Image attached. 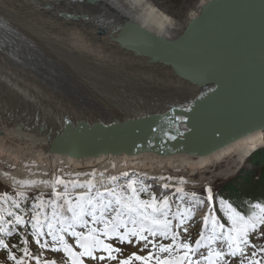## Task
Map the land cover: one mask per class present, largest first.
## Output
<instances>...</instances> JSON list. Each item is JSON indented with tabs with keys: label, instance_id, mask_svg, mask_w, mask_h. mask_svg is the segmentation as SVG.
I'll return each instance as SVG.
<instances>
[{
	"label": "bare ground",
	"instance_id": "obj_1",
	"mask_svg": "<svg viewBox=\"0 0 264 264\" xmlns=\"http://www.w3.org/2000/svg\"><path fill=\"white\" fill-rule=\"evenodd\" d=\"M98 1L90 4L88 0L83 3L0 0V34L3 35L0 41V181L3 184L44 192V185L53 186V178L67 174L72 179L67 180V188L82 195L88 192L87 188H74L71 182L86 184L91 180L94 189L105 191L124 183L132 172L146 179H155L157 176L153 173L163 175L170 170L188 171L194 176L203 166L215 167L235 156L234 163L240 165L253 152L264 148V135L257 133L200 158L153 153L74 157L60 150L55 152L56 147L67 150L75 146L73 140L78 139V134L73 136L75 118L83 129L88 122L131 121L162 109L159 106L166 101L191 95L195 90L192 86L170 79L166 71H158L145 64L144 59L135 58L111 36L125 33L128 30L125 22L131 21L165 39H176L202 15L205 6L217 0H201L184 24L170 18L150 0ZM92 67L112 74L129 90L138 86L151 88V85L153 90L170 89H164L167 96L157 103H146L147 97L145 102L134 96L129 103L107 102L106 97L93 93L107 88L91 75ZM75 72L84 75L87 87L76 82L72 75ZM11 169L14 170L4 173ZM112 177L117 179L113 181ZM199 207L198 215H204L206 209Z\"/></svg>",
	"mask_w": 264,
	"mask_h": 264
},
{
	"label": "water",
	"instance_id": "obj_2",
	"mask_svg": "<svg viewBox=\"0 0 264 264\" xmlns=\"http://www.w3.org/2000/svg\"><path fill=\"white\" fill-rule=\"evenodd\" d=\"M90 3H99L90 0ZM114 42L195 90L131 121H72L69 156L153 153L207 157L264 135V0H217L176 39L127 21ZM77 126V127H75Z\"/></svg>",
	"mask_w": 264,
	"mask_h": 264
},
{
	"label": "snow or ice",
	"instance_id": "obj_3",
	"mask_svg": "<svg viewBox=\"0 0 264 264\" xmlns=\"http://www.w3.org/2000/svg\"><path fill=\"white\" fill-rule=\"evenodd\" d=\"M116 179L117 177H112L113 181ZM161 179L164 178L161 177ZM71 183L74 188L86 187L88 192L77 196L73 202L67 191V183L57 177L53 183V195L56 199L44 201L41 194L37 197L39 203L33 205L31 217L35 243L42 250L50 247L52 252H63L68 258V264H85L84 258L93 261H117V264H201V261L206 264H228L226 256L240 257L239 264H245V262L264 264V257L258 258V253H264V246H257L250 241V234L264 225V208L261 209L260 214L245 217L229 206L228 219L231 222V228L224 233L219 231L224 228V225L220 224L215 216L206 215L203 218L204 225L207 227L209 222L211 223L212 235L207 236L204 231H201L199 239L193 245L181 242L179 233L174 231V228L178 229L187 224L193 216V210L181 209L177 206V211L173 213L170 197L162 196L158 199L154 193L150 192V187L141 180H128L124 185L108 188L105 191L97 190L95 195L91 194L95 186L93 181L89 180L86 184H78L75 181ZM181 183L183 184L184 181L181 180ZM56 185H64L65 192L57 193ZM163 187L167 189L169 185L164 184ZM206 191L207 198L211 201L212 190L208 188ZM176 192L181 193L182 196L187 195L181 187H177ZM141 194H147L149 198L143 199ZM191 195L197 203H203L196 198L195 193ZM59 199H63L64 203L57 204L56 200ZM49 203L52 211L50 215H47L43 210ZM65 212L70 215H65ZM9 215L15 217V225L26 223L20 215L11 212ZM86 217H90V221ZM173 220L178 223L174 225ZM2 221L3 217L0 216V222ZM96 225H102V227ZM78 228L86 230L78 231ZM0 231L6 232L7 229H0ZM183 231L187 232L188 229L185 227ZM65 234L75 239V247L80 251L74 250L73 244L68 242ZM8 235L11 233L8 232ZM45 235L51 237V245L47 240L41 242V238ZM157 237L165 240L170 238L171 243H160L156 240ZM221 238L227 244L226 252L211 246ZM110 240H116L120 244H133V246L142 244L141 251L149 250L146 255L132 252L126 258L118 259L117 254L121 253L122 249L106 242ZM22 242L25 245L20 249L24 254L22 257L17 258L11 252L8 254V259L15 261V264H28L30 259H35L36 264H57L55 260H41L39 256L34 257L29 251L28 241ZM0 247L7 248L8 245L0 240ZM202 247H207V255H202L199 260L193 259ZM249 247L256 249L250 256L246 254V249ZM97 252L106 253V255L97 256L95 255Z\"/></svg>",
	"mask_w": 264,
	"mask_h": 264
},
{
	"label": "rangeland",
	"instance_id": "obj_4",
	"mask_svg": "<svg viewBox=\"0 0 264 264\" xmlns=\"http://www.w3.org/2000/svg\"><path fill=\"white\" fill-rule=\"evenodd\" d=\"M159 10L167 14L170 18H173L180 24H184L187 22L190 13H192V10H195V7L198 5V3L201 0H150ZM148 65V63H145ZM56 66L55 64H53ZM92 70L95 72L96 70ZM93 71H90L92 76L94 75L95 79L99 82H102V84L105 86V90H99V91H94L95 96H102L104 99H106L107 102L111 103H116V101H122L129 103L131 99L134 97H137L138 99H142L143 101H147L149 99V102L147 101L146 103H157L160 99L163 97L167 96L166 91H169L170 88H154L151 85L150 87H142L138 86L137 88H134V90H129L128 87L119 79H116L112 74L108 72H102V71H96L95 73ZM159 71V70H158ZM53 73L54 69L52 70ZM99 73V75H98ZM104 73V75H103ZM75 77L76 82L82 83L84 85V88L87 87L85 80L83 78L84 75H80L78 72H75L72 74ZM97 76V77H96ZM101 78V79H100ZM107 81V83H106ZM112 81V82H110ZM143 81V80H142ZM113 83V84H112ZM145 83V82H144ZM143 85L141 82L138 83ZM147 84V83H146ZM121 85V86H120ZM162 85V83H161ZM107 86V87H106ZM123 86V87H122ZM126 87V88H125ZM150 90H149V89ZM139 89L141 91H139ZM113 90V91H112ZM118 90V91H117ZM121 90V92H120ZM126 90V91H125ZM139 93H138V91ZM143 91V93H142ZM145 91V92H144ZM153 91V93H152ZM158 91V92H157ZM92 92V91H91ZM114 92V93H113ZM120 92V93H119ZM127 92V93H125ZM137 92V93H136ZM149 93V96H148ZM159 93V94H158ZM103 94V95H102ZM106 94V95H105ZM139 95V96H138ZM156 95V96H155ZM161 95V97H160ZM134 96V97H131ZM141 96V97H140ZM144 96V97H143ZM169 96V95H168ZM106 97V98H105ZM123 97V98H122ZM147 97V99H146ZM149 97V98H148ZM170 97V96H169ZM144 98V99H143ZM156 98V99H155ZM168 98V97H167ZM153 99V100H152ZM170 99V98H168ZM182 99V98H180ZM132 102V101H131ZM168 102V101H166ZM145 104V103H143ZM264 147V146H263ZM261 149H264L261 147ZM258 151V150H257ZM252 155V154H251ZM246 157L244 162L241 163L240 165H237L234 163V161L237 159V157H232L224 160L223 162L219 163V165L213 167V166H203L204 168L200 169L196 175L191 176L192 173L182 172V171H169L165 172L163 175H159L157 173H153L157 178L155 179H140L145 185L150 187V192L154 193L157 198H161L162 196H168L170 197V203L172 202L173 208L177 209V206H185L186 205L189 207V205H194L191 207L193 210V216L192 218L187 222V224L183 225L181 228H174V231H177L180 236L181 242H188L191 244H195V241L199 239L201 231H204L205 235L211 236L212 235V225H207L205 227L204 225V219L198 218L195 213H197V208L201 205L203 206L206 210L210 209V207L213 206L212 210H210L212 213L214 211L216 212V209L220 210L221 217L225 218L226 221L228 222L227 226H231V222L228 219V211H229V206L231 209H234L236 212H238L240 215L245 216L244 213H242L240 210L236 209L233 205L232 202H227L226 204L224 201H226V198L224 196L221 197L219 195V192H224V188H228L229 184L232 181L239 180L242 181L243 176H245L247 173L252 171L253 179L252 181L245 187L252 188V190L255 189L256 187V179L260 176L261 172L263 169H255L253 165L249 163V159L251 157ZM8 168L11 167L9 164L7 165ZM234 166V167H233ZM207 167V168H205ZM209 167V168H208ZM8 168L6 170H8ZM4 173H9L12 172L14 169H11L10 171H6ZM134 172H132L133 175ZM131 175V176H132ZM137 175V174H135ZM128 177L125 182H120L118 185H124L127 183L128 180H133L132 178L135 177ZM59 178L63 179L65 182L67 180H72L69 178V176L66 174V176H58ZM161 177H164L163 180ZM124 180V178H123ZM181 180L184 181V183H181ZM3 181V180H2ZM55 181V178H53V182ZM78 181V180H76ZM164 181V183L161 182ZM44 183L46 182L45 180L43 181ZM79 182V181H78ZM157 184V185H156ZM161 184V185H160ZM164 184H168L169 187L165 189L163 187ZM11 185H5L0 181V216L3 217V221H5L6 224L10 225L6 227L7 232H10L13 236V241H11L9 238H6L3 240V242L8 245L7 248L2 249L0 251V264H15V261L9 260L8 259V254L11 252L13 255H15L17 258L22 257L24 254L23 252L20 251V249L23 248V240L28 241V248L29 251L32 252L31 248L33 249V256H39L41 260H55L57 264H68V258L63 254V252H52L51 248L49 247L48 249H40L39 246L35 243V237L32 235V228L31 225L28 226L27 222L24 225L19 226L15 229L12 228V226L15 225V222L10 221V220H15V217L13 215H9V212L14 213L16 215L22 216L24 219L27 218L29 222H31V217L33 214V205L36 203H39V200L37 197H40L41 194L42 198L44 201H51L56 199V197L53 195V186L49 185H44L46 188V191L41 192L39 190H33V189H24L20 186H11ZM115 186V185H114ZM113 186V187H114ZM112 187V188H113ZM181 187L184 189V193H187V195H183L181 193H176V188ZM210 188L212 190V197L213 199L211 201L208 200V192L206 189ZM49 189V190H48ZM24 190V191H23ZM88 190V189H87ZM95 190V191H94ZM48 191V192H47ZM55 191L57 193H64L65 192V187L64 185H57L55 187ZM69 196L73 199V202H75V198L79 195H75L76 193L74 190H70L67 188ZM92 195H95V192L97 191L96 189H92ZM100 191V190H99ZM74 192V193H73ZM20 193H23L24 195L21 196L19 195ZM176 193V194H175ZM192 193H195V196L198 200L203 201V203H197L195 199L192 197ZM246 196V194H245ZM182 197V198H181ZM143 199H146L144 197ZM57 204H63L64 201L63 199L56 200ZM263 205L255 208L253 210V214H260L261 209L264 208V198L263 201L261 202ZM211 204V205H210ZM19 206V209H16V206ZM208 205V206H207ZM201 206L199 208H201ZM187 208V207H186ZM183 209V208H182ZM39 210V209H37ZM44 213L47 215L51 214V204L49 203L45 208H44ZM258 211V213H256ZM173 213L176 212L175 210L172 211ZM210 212V213H211ZM27 214V215H26ZM65 215H70V213L65 212ZM198 214V213H197ZM215 214V213H214ZM171 218V216H170ZM90 221V217H86ZM9 221V222H8ZM221 222V220H220ZM178 223V221L173 220V224L175 225ZM97 227H102V225H96ZM22 227H24V230H22ZM187 228L188 231L184 232L183 228ZM2 229V227H0ZM16 230V233L14 234ZM78 231H85L86 229H77ZM222 232V230H219ZM2 233L5 234V231H1ZM46 232V229H45ZM26 238V239H24ZM65 238L68 240L69 243L73 244L74 250L80 251L79 248L75 247V239L68 236L65 234ZM12 239V237H11ZM32 240L34 241V245L32 243ZM44 240H47L49 242V245H51V237H48L45 235L44 237L41 238V242ZM156 240L160 243L164 244H169L171 243V239H163L161 237H157ZM250 241L252 244H256L257 246H264V225H261L260 228L251 234L250 236ZM16 242V243H15ZM109 243H112L114 247H118L122 249V252L117 254L118 259H124L127 256H129L132 252H136L139 255H146L149 249H144L141 251L142 244H120L116 240H110L106 241ZM20 245V246H19ZM25 246V245H24ZM214 248H217L218 250L222 251H227V244L226 242L221 238L218 239L215 244L211 245ZM3 248V247H0ZM256 249L249 247L246 249V254L251 255L252 251H255ZM207 247H202L200 248L196 255L193 256V259L199 260L201 256H206L207 255ZM106 255V253H101L97 252L95 255ZM166 255V254H165ZM264 257V253H258V258ZM85 259V264H117V261H93L88 258ZM225 259L228 261V264H239L240 262V257H230L226 256ZM28 264H36L35 259H30L28 260ZM201 264H206V262L201 261ZM247 264V262H245Z\"/></svg>",
	"mask_w": 264,
	"mask_h": 264
},
{
	"label": "trees",
	"instance_id": "obj_5",
	"mask_svg": "<svg viewBox=\"0 0 264 264\" xmlns=\"http://www.w3.org/2000/svg\"><path fill=\"white\" fill-rule=\"evenodd\" d=\"M249 163L257 170L259 168L263 169L260 176L256 179V187L254 190L252 188H245L251 181L253 177L252 171L243 176L242 181L235 180L232 181L228 188H224V192H219V195L226 198L225 203L232 202L234 207L240 210L246 215V217L253 215V210L259 206L264 198V149L258 150L249 159ZM246 194V196H245ZM147 197V194H141V198ZM16 209H19L16 206ZM258 213V211H256Z\"/></svg>",
	"mask_w": 264,
	"mask_h": 264
}]
</instances>
